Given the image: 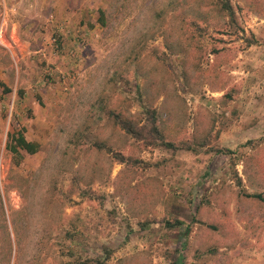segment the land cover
<instances>
[{
  "label": "rangeland",
  "instance_id": "1",
  "mask_svg": "<svg viewBox=\"0 0 264 264\" xmlns=\"http://www.w3.org/2000/svg\"><path fill=\"white\" fill-rule=\"evenodd\" d=\"M0 23V264H264V0H0ZM19 130L40 150L15 166Z\"/></svg>",
  "mask_w": 264,
  "mask_h": 264
},
{
  "label": "trees",
  "instance_id": "2",
  "mask_svg": "<svg viewBox=\"0 0 264 264\" xmlns=\"http://www.w3.org/2000/svg\"><path fill=\"white\" fill-rule=\"evenodd\" d=\"M223 9L228 13V16L230 17L231 20H234V12L231 8V6L227 3L224 2L223 4ZM100 15H103V12L100 10ZM125 128H131L133 131L137 132L136 135H140V131L136 130L133 126H130L127 122H125ZM155 129V128H154ZM166 146L176 149L173 145L171 144H166ZM40 150V145L35 142L28 141L22 130L17 131L16 133H9L7 137V142H6V151L11 155V161L13 165L17 166L19 165L22 157H23V152L27 154H35ZM251 197L258 199L260 202L264 203V197L260 194H254ZM180 224V223H179ZM184 225V224H181ZM188 229V227L186 228ZM107 258L99 259L97 264H105ZM81 264V263H78Z\"/></svg>",
  "mask_w": 264,
  "mask_h": 264
},
{
  "label": "crops",
  "instance_id": "3",
  "mask_svg": "<svg viewBox=\"0 0 264 264\" xmlns=\"http://www.w3.org/2000/svg\"><path fill=\"white\" fill-rule=\"evenodd\" d=\"M5 3V2H4ZM0 25H1V23H0ZM12 25H15V24H12ZM0 29H1V26H0ZM1 48V47H0Z\"/></svg>",
  "mask_w": 264,
  "mask_h": 264
}]
</instances>
